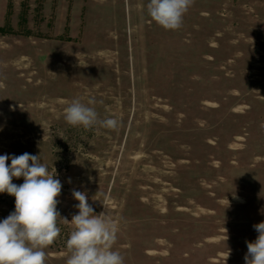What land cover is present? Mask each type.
<instances>
[{
	"label": "rangeland",
	"instance_id": "374dc122",
	"mask_svg": "<svg viewBox=\"0 0 264 264\" xmlns=\"http://www.w3.org/2000/svg\"><path fill=\"white\" fill-rule=\"evenodd\" d=\"M147 3L0 0V155L62 184L45 264L71 254L74 190L124 264H245L264 221V0H193L175 30ZM77 98L118 127L70 126ZM14 210L0 193V221Z\"/></svg>",
	"mask_w": 264,
	"mask_h": 264
},
{
	"label": "clouds",
	"instance_id": "9594fccd",
	"mask_svg": "<svg viewBox=\"0 0 264 264\" xmlns=\"http://www.w3.org/2000/svg\"><path fill=\"white\" fill-rule=\"evenodd\" d=\"M192 3L193 0H148L146 8L159 26L175 30L181 27ZM92 104V100L87 103L79 98L72 100L64 109V120L70 126L85 129L96 125L118 127L116 118L101 119ZM14 177H23L24 182L14 184ZM54 177L41 155L27 152L19 156L0 155V193L15 197V210L0 221V264H45L44 249L60 233L57 197L62 184ZM72 195L79 203L75 206L78 213L71 220L74 230L66 240L71 253L66 264H124V257L113 250L116 226L105 218L104 212L95 213L85 192L74 190ZM253 227L258 235L254 241H246L245 264H264V221Z\"/></svg>",
	"mask_w": 264,
	"mask_h": 264
}]
</instances>
